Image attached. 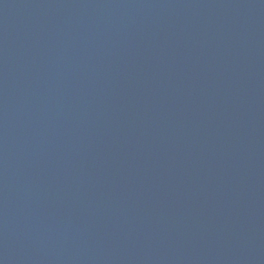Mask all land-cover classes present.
<instances>
[{"label": "water", "instance_id": "1", "mask_svg": "<svg viewBox=\"0 0 264 264\" xmlns=\"http://www.w3.org/2000/svg\"><path fill=\"white\" fill-rule=\"evenodd\" d=\"M0 264H264V0H0Z\"/></svg>", "mask_w": 264, "mask_h": 264}]
</instances>
